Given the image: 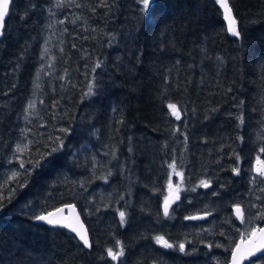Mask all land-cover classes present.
<instances>
[{
	"label": "trees",
	"instance_id": "16d2710c",
	"mask_svg": "<svg viewBox=\"0 0 264 264\" xmlns=\"http://www.w3.org/2000/svg\"><path fill=\"white\" fill-rule=\"evenodd\" d=\"M228 3L239 39L216 0H153L147 12L137 0H11L0 39V264H228L236 241L264 225L254 172L264 162V0ZM174 171L182 188L166 217ZM64 204L89 248L33 222ZM197 213L211 215L185 221Z\"/></svg>",
	"mask_w": 264,
	"mask_h": 264
},
{
	"label": "snow or ice",
	"instance_id": "6c2138e0",
	"mask_svg": "<svg viewBox=\"0 0 264 264\" xmlns=\"http://www.w3.org/2000/svg\"><path fill=\"white\" fill-rule=\"evenodd\" d=\"M153 2V0H137L138 4H142L143 7L141 8V11L143 12H147L150 8L151 3ZM216 2L218 4H220V6L225 10V19H227L229 21V27H228V31L236 38H241V32L238 30L237 28V21L232 17V12L231 9L228 6L227 0H216ZM103 6V0H102V5ZM9 12V0H0V36L3 35V28H4V20L6 17V14ZM97 67H99V64H97ZM88 94H92V85H89V92ZM34 107L33 104H29V108ZM168 108L171 111L172 115H174L176 117V119H180V115L179 112L177 110V106L175 104L169 103L168 104ZM242 121V118H240ZM62 131H64L62 129ZM61 145H62V141H61ZM18 150H20L18 148ZM58 148H53L52 151H58ZM261 151H264V149H261ZM41 159H43V155L41 156ZM237 159H239V157L237 156ZM32 163V162H30ZM258 163H264V162H260L258 159ZM40 161H36L33 163V168H38L40 167ZM21 167H23V164H21ZM170 168H172L173 170H175V162H173L172 164L169 165ZM234 172L238 173V169L234 168L233 169ZM257 172L259 174L260 177H264V168H258ZM179 175V173H177ZM14 175H19V173H14ZM110 175V173H109ZM27 181L25 180L24 182L20 183V187H24L25 183ZM200 184L207 188L209 187V182L208 181H204L202 180L200 182ZM169 186L171 187V182L169 184ZM193 191H195V189H192ZM262 191H264V189H262ZM0 199H3V197H0ZM176 199H179V197L177 196ZM171 200L169 199V197H165V203H164V215L167 217L170 215L169 213V207L171 204ZM255 206V205H254ZM4 206L3 204H0V209H2ZM59 211V210H57ZM235 211L237 213V218L241 220L242 223L245 222V218H244V214L241 210V208L239 207V205H237L235 207ZM54 215V213L49 212L47 215H41L36 217V219L38 220H45L47 221V223L51 224V225H57L60 224L64 227H68L71 229V231L75 232L76 235L79 237V239L83 242L85 247H90L89 244V239L86 233L81 232L80 230L77 229V227L73 226L71 223H65L63 220H58V219H51L50 217H52ZM120 220H121V224L125 223V213L124 212H120ZM197 217H186V219H196ZM258 218L259 219H264V214H258ZM78 219V218H77ZM80 227L82 228L83 226L80 225ZM223 234V233H221ZM242 235H244V233H242ZM251 236L252 239L249 241V246L247 248H245L244 250H241V246L237 245L236 248L234 250H232V261L231 264H241L242 260H248L249 258L257 255V254H264V228H252L251 229ZM157 243L162 244V246L166 247V248H172L173 245L169 244L166 240H164V238L162 236H157L155 237ZM119 244V241L117 242ZM217 247H220V245H217ZM179 250L181 252H183L185 250V246L183 243H181L179 245ZM124 254V249L123 247L120 248V251L118 252H114L113 249L109 248L107 249V255L109 257H111L112 260H117L118 257L122 256Z\"/></svg>",
	"mask_w": 264,
	"mask_h": 264
},
{
	"label": "water",
	"instance_id": "95a60500",
	"mask_svg": "<svg viewBox=\"0 0 264 264\" xmlns=\"http://www.w3.org/2000/svg\"><path fill=\"white\" fill-rule=\"evenodd\" d=\"M10 3H11V0H9V7H10ZM227 3H228V0H227ZM228 6H229V3H228ZM220 8H221L222 17H223V21L225 23L226 30H227L228 33H230L228 31L229 21L227 19H225V10L221 6H220ZM229 8H230V6H229ZM231 12H232V10H231ZM7 17H8V13L6 14V17H5V20H4V24H5V21H6ZM232 17H233V14H232ZM1 37L2 36H0V39H1ZM258 168H263V166H262L261 163L257 162L255 164V166H254V172L256 174H258V172H257ZM167 197H169V199L172 201L171 204H170V207H171L176 202V195L174 193H169V195ZM164 203H165V201L162 203V211H163V213H164ZM236 206L237 205L232 206V212H233L234 217L238 221H241L240 219L237 218V213L235 211V207ZM57 210H59V211H57ZM49 212L54 213V215L52 217H50L51 219H58V220H63L65 223H71L73 226L77 227L78 230H80L81 232L86 233L87 236H88V232H87V229L85 227V224L83 223V221H82V219H81V217H80V215L78 213L77 208L73 204H64V205L57 206V207H55V208H53V209H51V210H49L47 212H44V213H42V214H40L38 216L47 215ZM210 215H211V213H197V214H193V215H187V216H185V221H193V222L202 221V220L210 217ZM38 216H36V217H38ZM36 217L33 219V222L42 223V224H46V225H51V224L47 223V221H45V220L36 219ZM186 217H197V218L196 219H186ZM80 225H82L83 227L81 228ZM54 226L66 228L71 233H73L76 236V238L83 244V242L79 239V237L76 235V233L71 231L70 228L64 227V226H62L60 224H57V225H54ZM256 228L257 229L264 228V225L258 226ZM88 239H89V237H88ZM251 239H252L251 233H249L244 238H242V237L239 238L236 241L235 245L233 246L232 250H234L237 245H240L241 246V250H244L245 248H247L249 246V241ZM86 248H89V247H86ZM232 250L230 252L228 264H231V261H232ZM260 255H264V254H257L255 256L249 258L248 260H242L241 264H246L251 259L256 258L257 256H260Z\"/></svg>",
	"mask_w": 264,
	"mask_h": 264
},
{
	"label": "rangeland",
	"instance_id": "374dc122",
	"mask_svg": "<svg viewBox=\"0 0 264 264\" xmlns=\"http://www.w3.org/2000/svg\"><path fill=\"white\" fill-rule=\"evenodd\" d=\"M177 173H179V175ZM172 174L175 175V180L174 181L172 179L169 180V184L171 182V187L169 186L167 193H168V195H169V193H174L177 197L180 195L183 178H182V175L180 172L174 171Z\"/></svg>",
	"mask_w": 264,
	"mask_h": 264
},
{
	"label": "bare ground",
	"instance_id": "6f19581e",
	"mask_svg": "<svg viewBox=\"0 0 264 264\" xmlns=\"http://www.w3.org/2000/svg\"><path fill=\"white\" fill-rule=\"evenodd\" d=\"M243 238V237H242Z\"/></svg>",
	"mask_w": 264,
	"mask_h": 264
},
{
	"label": "flooded vegetation",
	"instance_id": "af4514ba",
	"mask_svg": "<svg viewBox=\"0 0 264 264\" xmlns=\"http://www.w3.org/2000/svg\"><path fill=\"white\" fill-rule=\"evenodd\" d=\"M244 238V237H243Z\"/></svg>",
	"mask_w": 264,
	"mask_h": 264
}]
</instances>
